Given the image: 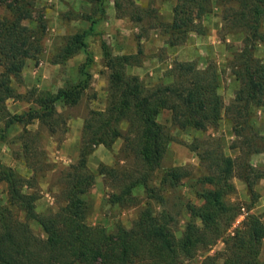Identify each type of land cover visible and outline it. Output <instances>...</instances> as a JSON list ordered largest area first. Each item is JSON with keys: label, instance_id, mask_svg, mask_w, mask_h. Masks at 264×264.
Instances as JSON below:
<instances>
[{"label": "trees", "instance_id": "obj_1", "mask_svg": "<svg viewBox=\"0 0 264 264\" xmlns=\"http://www.w3.org/2000/svg\"><path fill=\"white\" fill-rule=\"evenodd\" d=\"M109 1L116 15L131 22L150 17L148 8L138 7L132 0H84L90 7L86 20L96 22ZM122 2L136 11L124 12ZM212 9L219 11L222 30L238 36L241 43L229 61L230 75L238 84L231 102L223 104L214 67L197 69L191 62H175L165 73L166 81L146 85L126 73L127 67L137 66L134 57L113 56L101 43L107 69L105 105L102 110H89L83 119L77 160L61 171L62 204L55 212L37 213L38 196L27 191L26 180L11 168L0 166V181L6 187V203L0 206V264H182L217 241L222 242V251L205 256L200 264L258 263L264 217L249 214L230 234L238 207L225 198L235 190L230 182L233 177L248 191L264 180V168L248 163L251 155L264 153V135L253 124L256 110L264 111V57L255 56L257 47H264V0H175L171 21L159 25L167 44L175 46L187 33L197 32L196 24ZM35 13L32 0H0V138L16 125L25 128L34 121L53 135L62 125L56 104L75 106L88 87L89 75L82 72L83 79L66 83L55 93L39 92L35 107L21 114L7 112L5 101L14 98L11 83L20 80L25 62L35 61L42 51L45 25L42 16ZM96 13L99 17L93 19L91 15ZM86 34L66 36L54 64L85 52ZM162 112L169 114L170 124L179 130L205 131L223 116L230 124L235 139L231 148L237 149V157L218 149L206 153L211 163L199 183L209 188L197 193L202 201L199 206L186 205L188 219L179 237L173 231V217L167 211H152L148 202L129 228L116 225L108 232L88 225V208L82 196L96 175L107 174L117 181L119 192L111 195L113 204L130 200L136 189H141L147 200L160 203L157 189L174 188L186 176L182 168L171 167L162 171L158 188L149 185L171 140L166 127L157 122ZM22 132L29 135L26 129ZM118 139L123 152L132 157L133 167L117 171L100 165L96 175L88 170L86 158L93 149L99 145L109 149ZM27 148L23 143L24 159L31 155ZM31 223L40 228L41 236L32 231Z\"/></svg>", "mask_w": 264, "mask_h": 264}, {"label": "rangeland", "instance_id": "obj_2", "mask_svg": "<svg viewBox=\"0 0 264 264\" xmlns=\"http://www.w3.org/2000/svg\"><path fill=\"white\" fill-rule=\"evenodd\" d=\"M36 15L42 16L45 29L42 39V51L35 61L27 60L22 69L20 80L12 82L14 98L5 101V107L10 114H21L34 106L35 96L39 92L55 93L66 83H76L83 79L82 72L89 75L88 87L81 92L78 103L66 108L61 102L56 104V110L61 114L62 125L53 135H49L45 127L37 122L25 126L16 125L0 138V166L11 168L23 177L28 192L37 194L35 211L39 214L55 212L62 204L61 171L74 163L78 157V145L83 119L89 110H102L105 105V90L107 86V69L100 50L104 43L111 55H131L133 63L126 68V73L137 76L144 84L152 85L166 81L167 69L175 62H191L197 69L214 67L219 76L218 93L228 105L231 96L232 81L230 80L229 61L232 54L240 46L238 36L226 34L221 28L219 11H212L203 17L196 25L197 32L186 34V38L178 45L169 46L164 29L159 23H167L166 13L173 7L175 0H147L150 17H144L140 22L124 20L114 14L117 21H108L106 6L104 15L92 14L94 23L86 20L90 7L84 0H32ZM133 2L139 0H132ZM124 12L136 11L134 7H126ZM87 31L85 36L86 49L80 51L66 61L54 64L56 54L63 39L75 32ZM255 56L264 57V47L258 46ZM231 81V82H230ZM223 120V119H222ZM157 122L166 127L171 140L152 180L151 187L158 188V181L163 170L180 167L185 172L178 185L174 188L164 186L157 189L161 197L147 200L141 189L132 193V198L121 204L110 202L111 195L118 193L117 181L110 176L96 175L100 165L114 168L117 171L133 167V159L122 150V141L116 140L109 149L99 145L86 158V167L96 176L90 189L82 196L88 213L86 223L90 226H101L108 232L116 225L129 228L137 214L148 202L152 211H167L174 219L173 231L179 237L188 219L186 205L199 206L201 199L198 194L202 189L199 179L208 174L211 163L207 152L217 149L224 155L237 157V149H232L234 137L230 124L225 120L205 131L193 129L179 130L169 122V114L162 112ZM255 130L264 135V112L257 109L253 116ZM0 127L2 125L0 124ZM23 129L29 132L24 134ZM25 143L31 155L24 159L22 144ZM98 149V150H97ZM195 150V151H192ZM128 152V150H126ZM196 153L200 155L198 158ZM262 156H257L248 163L261 166ZM258 155V154H257ZM128 156V157H127ZM257 168V167H256ZM258 169V168H257ZM234 192L226 196L228 203L238 207V214L231 224L228 233L239 227L244 218L253 214L264 217V180L255 183L251 191L236 177L230 179ZM6 203V187L0 181V206ZM32 231L41 236L40 228L31 223ZM223 249L221 241H217L206 251H200L191 260L182 264H200L207 255H213ZM264 264V241L260 245L258 263Z\"/></svg>", "mask_w": 264, "mask_h": 264}, {"label": "crops", "instance_id": "obj_3", "mask_svg": "<svg viewBox=\"0 0 264 264\" xmlns=\"http://www.w3.org/2000/svg\"><path fill=\"white\" fill-rule=\"evenodd\" d=\"M146 2H147V0H139V1H135L134 3L136 4V5H139V6H145V4H146ZM108 8L106 9V15H108V21L109 22H114L115 23V21H117V19H116V17H115V12H114V9H113V4H112V2L111 1H109L108 2V6H107ZM166 21L167 22H170L171 21V18H172V14H171V7H169L168 8V12L166 13ZM124 20H129L127 17H124L123 18ZM203 19V18H202ZM130 21V20H129ZM230 80L232 81V89H231V96H230V101H229V103L231 102V100H232V98H233V94H234V92H235V90L237 89V86H238V84H237V82L234 80V78H233V76L231 75L230 76ZM230 81V82H231ZM223 104H224V102H223ZM224 106H226V105H224ZM264 112V111H263ZM225 121L226 119L222 116V118L218 121V123L219 122H221V121H223V120ZM98 150V149H97ZM259 157V156H262L261 154H254V156H252V158H251V160L253 161V159L255 158V157ZM252 167H254V168H258V169H263L264 168V160H261V166H259V165H255V164H252ZM243 183V182H242ZM244 184V183H243Z\"/></svg>", "mask_w": 264, "mask_h": 264}]
</instances>
